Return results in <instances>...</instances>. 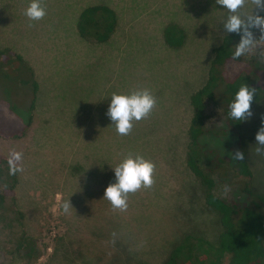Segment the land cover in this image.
Masks as SVG:
<instances>
[{
    "label": "rangeland",
    "instance_id": "obj_1",
    "mask_svg": "<svg viewBox=\"0 0 264 264\" xmlns=\"http://www.w3.org/2000/svg\"><path fill=\"white\" fill-rule=\"evenodd\" d=\"M31 2L0 0V50L19 55L38 86L25 139H0V158L9 161L13 150L21 152L24 168L13 190L14 209L24 219L21 225L12 215L0 216V264H163L185 235L214 241L217 217L185 164L188 97L205 83L212 50L229 35L223 28L228 11L215 0H41L46 15L30 21L24 13ZM96 6L117 18L101 45L81 40L76 31L79 15ZM252 8L249 0L242 11ZM171 24L185 33L180 50L164 43ZM260 53L264 45L238 61L260 59ZM0 66V132L9 134L29 118L33 93L26 73ZM142 88L153 92L157 106L129 135H119L106 115L111 96ZM252 112L243 136L252 188L264 194V155L255 151L264 103ZM218 113L209 112L214 127L222 125ZM128 153L156 163V182L130 194L128 210L121 212L104 194L115 182L113 168ZM201 168L215 181L216 194L231 199L236 186L219 181L208 165ZM68 199L74 210L65 213Z\"/></svg>",
    "mask_w": 264,
    "mask_h": 264
},
{
    "label": "trees",
    "instance_id": "obj_2",
    "mask_svg": "<svg viewBox=\"0 0 264 264\" xmlns=\"http://www.w3.org/2000/svg\"><path fill=\"white\" fill-rule=\"evenodd\" d=\"M116 26V14L107 7L96 6L79 15L76 31L81 40L101 45L110 39ZM163 40L169 49L180 50L185 43V33L171 24L164 29ZM239 40V35L231 33L212 50L205 83L190 95L188 101L191 119L185 164L199 182L205 207L216 215L220 232L214 241L193 234L183 236L170 248L163 264H264V194L252 188L253 174L243 136L244 122L229 118V105L244 83L257 89L251 110L264 103V61L259 58L233 60ZM1 62L12 66L13 72L24 67L23 59L10 49L0 50ZM22 72L27 74L30 81L27 84L33 93L28 107L29 118L12 133L0 132V139L24 140L31 127L38 86L29 68ZM214 108L219 111L220 127H214L209 120V112ZM237 149L245 153L243 162L234 161L229 155ZM201 164L208 165V171L218 176L219 181L223 179L236 186L231 199L216 194V183L204 173ZM16 183V175L9 174L8 160L0 158V216L3 213L12 215L13 220L22 225L23 216L15 211L13 204Z\"/></svg>",
    "mask_w": 264,
    "mask_h": 264
},
{
    "label": "clouds",
    "instance_id": "obj_3",
    "mask_svg": "<svg viewBox=\"0 0 264 264\" xmlns=\"http://www.w3.org/2000/svg\"><path fill=\"white\" fill-rule=\"evenodd\" d=\"M253 8L250 14L243 13V9L249 0H215L229 13L223 25L226 33H234L240 36L239 43L235 46L232 59L238 60L264 45V0H250ZM25 16L30 21L41 20L46 15V7L41 0H32L25 10ZM32 25L29 24V27ZM255 30L260 35L257 38ZM260 59L264 60V53H260ZM257 96V89L244 83L236 92L234 100L229 105V118L247 122L253 117L252 104ZM157 106V98L150 89L142 88L128 94H116L111 96L106 115L115 126L119 135L126 136L132 132L135 122L149 117ZM257 155H264V116L261 117V127L255 135ZM234 161L243 162L245 153L235 150L229 153ZM23 154L13 150L9 158V174L16 175L23 172ZM115 182L110 183L105 190L104 199L108 200L113 210L126 212L128 210L129 195L135 194L141 189H150L155 184L157 165L150 159L139 154L128 153L123 160L113 168ZM7 188V185H5ZM225 193L229 191L225 187ZM65 213L73 211L70 200L62 204Z\"/></svg>",
    "mask_w": 264,
    "mask_h": 264
},
{
    "label": "crops",
    "instance_id": "obj_4",
    "mask_svg": "<svg viewBox=\"0 0 264 264\" xmlns=\"http://www.w3.org/2000/svg\"><path fill=\"white\" fill-rule=\"evenodd\" d=\"M189 97H190V95H189ZM189 97H188V101H189Z\"/></svg>",
    "mask_w": 264,
    "mask_h": 264
}]
</instances>
